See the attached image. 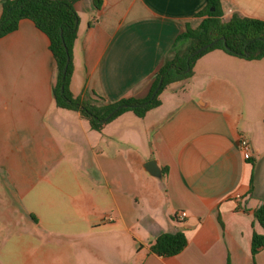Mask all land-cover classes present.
<instances>
[{
    "label": "crops",
    "instance_id": "obj_1",
    "mask_svg": "<svg viewBox=\"0 0 264 264\" xmlns=\"http://www.w3.org/2000/svg\"><path fill=\"white\" fill-rule=\"evenodd\" d=\"M96 1L74 3L80 24L71 89L106 102L146 97L178 38L201 25L208 5ZM220 3L224 20L235 13L264 20V0ZM50 45L29 18L0 37V172L42 224L7 232L0 246L22 263L51 264L58 256L61 264H102L101 234L111 232L136 248L132 262L118 264H264V247L255 259L252 253L254 232L264 233L255 215L264 202V58L211 50L145 117L126 111L96 130L79 111L75 117L56 105ZM243 136L253 144L249 159ZM150 160L162 177L144 168ZM178 231L188 238L183 251H151L159 235ZM54 235L61 239L47 241Z\"/></svg>",
    "mask_w": 264,
    "mask_h": 264
},
{
    "label": "trees",
    "instance_id": "obj_2",
    "mask_svg": "<svg viewBox=\"0 0 264 264\" xmlns=\"http://www.w3.org/2000/svg\"><path fill=\"white\" fill-rule=\"evenodd\" d=\"M76 0H4L0 16V37L16 30L24 18L33 20L38 28L50 38L51 50L57 63V80L53 88L56 105L60 108L79 111L90 121L91 127L102 130L106 123L126 111H133L138 117L161 105L160 95L168 86L192 76L195 62L211 50L221 49L232 55L247 59L264 58V20L242 17L234 14L229 20L223 19L220 0H208L207 15L196 29L189 28L176 41L174 50L158 71L149 94L144 98H123L106 102L100 98L76 96L72 89L75 71L74 46L79 35L80 16L74 3ZM99 0L96 1L99 7ZM214 7V10H211ZM181 40L189 44L177 49ZM213 43L209 48L195 56L191 54L198 48ZM126 104L116 110L119 106ZM256 218L264 228V202L255 211ZM32 218L36 216L32 214ZM188 238L182 231L166 232L159 235L151 246L157 255L168 257L183 251ZM264 247V233L254 232L252 253L255 255Z\"/></svg>",
    "mask_w": 264,
    "mask_h": 264
},
{
    "label": "rangeland",
    "instance_id": "obj_3",
    "mask_svg": "<svg viewBox=\"0 0 264 264\" xmlns=\"http://www.w3.org/2000/svg\"><path fill=\"white\" fill-rule=\"evenodd\" d=\"M80 16V15H79ZM72 115L76 117V110H67ZM131 113H134L133 111ZM134 115V114H132ZM90 124V121L87 120ZM107 124V123H106ZM91 125V124H90ZM74 154V155H73ZM73 154L70 155L69 159L76 160L77 153L76 150L73 151ZM8 173V171H7ZM9 174V173H8ZM10 175V174H9ZM8 175V176H9ZM42 224L37 223L34 220H31L28 212L25 211V206H23L12 194L8 186L5 184L4 173L0 172V241L6 240L9 238L7 232L13 230H29L39 231ZM3 232H6L5 234ZM126 235V232H123ZM105 248L102 250V264H118L119 261H131L135 255V245L130 251V243H128V238H121V235L104 232L101 234ZM5 238V239H4ZM55 239L60 240V237L47 238V241H54ZM127 240V241H126ZM122 242V246L119 247L117 244ZM134 243V241H133ZM109 245H113V248H110ZM14 251L9 249L8 246H4L3 242L0 246V264H28L22 263L21 257L18 258ZM35 264H47L45 262L36 261ZM51 264H61L60 257L55 258V262ZM81 264V263H80Z\"/></svg>",
    "mask_w": 264,
    "mask_h": 264
},
{
    "label": "water",
    "instance_id": "obj_4",
    "mask_svg": "<svg viewBox=\"0 0 264 264\" xmlns=\"http://www.w3.org/2000/svg\"><path fill=\"white\" fill-rule=\"evenodd\" d=\"M214 7H211V10H214ZM213 43H209L206 44L200 48H198L197 50H195L191 56H195L197 54H199L200 52H202L203 50L209 48ZM123 106H127L126 104L119 106L116 110H118L119 108L123 107ZM144 168L153 176L155 177H162V170L161 168L158 166L156 160H150L147 163H145Z\"/></svg>",
    "mask_w": 264,
    "mask_h": 264
},
{
    "label": "built area",
    "instance_id": "obj_5",
    "mask_svg": "<svg viewBox=\"0 0 264 264\" xmlns=\"http://www.w3.org/2000/svg\"><path fill=\"white\" fill-rule=\"evenodd\" d=\"M239 145L242 149V151L244 152V156L246 159H249L251 158L252 156V150H253V144L252 142L246 138V137H241L240 140H239ZM187 213L186 212H183L182 213V217L186 216Z\"/></svg>",
    "mask_w": 264,
    "mask_h": 264
}]
</instances>
